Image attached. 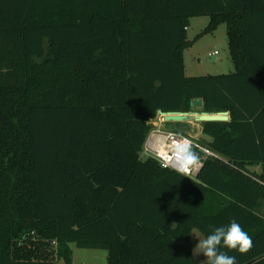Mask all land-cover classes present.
<instances>
[{
	"label": "trees",
	"instance_id": "trees-1",
	"mask_svg": "<svg viewBox=\"0 0 264 264\" xmlns=\"http://www.w3.org/2000/svg\"><path fill=\"white\" fill-rule=\"evenodd\" d=\"M199 16L226 26L233 72L184 75ZM195 99L230 121L200 123L216 157L191 179L140 152ZM233 219L254 246L222 250L264 264V0H0V264H72L70 244L198 264L192 232Z\"/></svg>",
	"mask_w": 264,
	"mask_h": 264
},
{
	"label": "rangeland",
	"instance_id": "rangeland-1",
	"mask_svg": "<svg viewBox=\"0 0 264 264\" xmlns=\"http://www.w3.org/2000/svg\"><path fill=\"white\" fill-rule=\"evenodd\" d=\"M208 20L207 16H199L193 17L189 21L186 36L192 43L183 51L184 75L186 77L227 74L234 69L227 45L226 26L222 24L211 33L201 34ZM192 111L200 112L201 107L194 108ZM162 129L183 131L185 125L170 124L167 128ZM140 157L146 159L148 154L142 149ZM193 232L192 236L196 243L198 238ZM70 248L72 264H107L106 251L103 249L78 248L75 244H70ZM56 264H63V262L57 260Z\"/></svg>",
	"mask_w": 264,
	"mask_h": 264
},
{
	"label": "clouds",
	"instance_id": "clouds-1",
	"mask_svg": "<svg viewBox=\"0 0 264 264\" xmlns=\"http://www.w3.org/2000/svg\"><path fill=\"white\" fill-rule=\"evenodd\" d=\"M173 151L180 164L177 171L188 174L199 167V157L188 143L174 145ZM197 238L198 243L193 253L203 254L205 259L202 264H237L236 257L222 249L245 254L254 246L253 239L235 219L231 220L227 226L213 228L205 238Z\"/></svg>",
	"mask_w": 264,
	"mask_h": 264
},
{
	"label": "built area",
	"instance_id": "built-area-1",
	"mask_svg": "<svg viewBox=\"0 0 264 264\" xmlns=\"http://www.w3.org/2000/svg\"><path fill=\"white\" fill-rule=\"evenodd\" d=\"M154 119L149 121V123L153 126V129L144 143L143 150L148 154V157L155 159L162 168H167L185 177L195 179L199 170L202 168L205 159L208 157H216L212 151L200 146L196 142V139H193L185 133L176 131H161L159 125L165 123L162 116L157 114ZM179 143H188L191 146L192 151H195L199 157V167L197 169H193L188 174L177 171L180 164L173 151V147Z\"/></svg>",
	"mask_w": 264,
	"mask_h": 264
},
{
	"label": "water",
	"instance_id": "water-1",
	"mask_svg": "<svg viewBox=\"0 0 264 264\" xmlns=\"http://www.w3.org/2000/svg\"><path fill=\"white\" fill-rule=\"evenodd\" d=\"M190 105L193 108H200L202 105L201 99L193 100ZM159 116H162L165 122H225L228 120V112H205V111H190V112H162L157 111ZM201 154V153H200Z\"/></svg>",
	"mask_w": 264,
	"mask_h": 264
},
{
	"label": "crops",
	"instance_id": "crops-1",
	"mask_svg": "<svg viewBox=\"0 0 264 264\" xmlns=\"http://www.w3.org/2000/svg\"><path fill=\"white\" fill-rule=\"evenodd\" d=\"M234 71V69H233ZM233 71H229L228 73H231ZM230 121V113L228 112V120L225 121V122H229ZM248 121H250V123H253V120L250 118L248 119ZM179 124H184L185 125V130L183 131H179V132H182V133H185L189 136H191L193 139H199L200 137H202V127L200 125V123H196V122H178ZM260 121H258L257 123H254L252 124V127L251 129H249L247 127V133H249L250 135H253V137H255L256 139V142L258 141V138H257V134L260 132ZM165 124H160L159 125V128L161 129V131H166V130H163L162 128L165 129ZM169 131V130H168ZM248 170H250L251 172H254V173H259L260 172V166L259 165H255V166H248ZM193 234L195 235V237H199V238H203V236L197 232L196 230H194ZM198 243V240H196V243L194 242V236H192V252L196 246V244ZM193 256L195 258V260L197 261L198 264H202V261L205 259V257L203 256V254H198V255H195L193 253Z\"/></svg>",
	"mask_w": 264,
	"mask_h": 264
}]
</instances>
